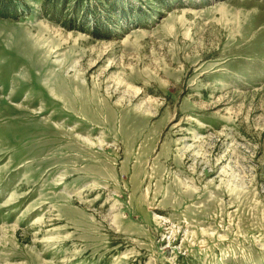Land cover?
Segmentation results:
<instances>
[{"label":"rangeland","instance_id":"374dc122","mask_svg":"<svg viewBox=\"0 0 264 264\" xmlns=\"http://www.w3.org/2000/svg\"><path fill=\"white\" fill-rule=\"evenodd\" d=\"M110 1L0 0V264H264V0Z\"/></svg>","mask_w":264,"mask_h":264},{"label":"trees","instance_id":"16d2710c","mask_svg":"<svg viewBox=\"0 0 264 264\" xmlns=\"http://www.w3.org/2000/svg\"><path fill=\"white\" fill-rule=\"evenodd\" d=\"M111 1L110 0H107V3H110ZM116 1H114L113 4H115ZM14 7H12L11 5V2H9V4H5V3H0V17H3V18H11L13 15V12H14ZM94 13L95 16V19L97 20V14L92 11ZM87 16V12L84 14V17Z\"/></svg>","mask_w":264,"mask_h":264},{"label":"bare ground","instance_id":"6f19581e","mask_svg":"<svg viewBox=\"0 0 264 264\" xmlns=\"http://www.w3.org/2000/svg\"><path fill=\"white\" fill-rule=\"evenodd\" d=\"M192 1V0H191ZM84 137V136H83ZM91 144H92V142H90ZM93 143H95V142H93Z\"/></svg>","mask_w":264,"mask_h":264}]
</instances>
